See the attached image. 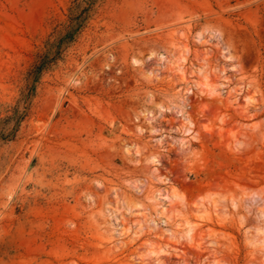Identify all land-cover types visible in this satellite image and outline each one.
I'll return each mask as SVG.
<instances>
[{
  "label": "rangeland",
  "instance_id": "1",
  "mask_svg": "<svg viewBox=\"0 0 264 264\" xmlns=\"http://www.w3.org/2000/svg\"><path fill=\"white\" fill-rule=\"evenodd\" d=\"M72 0H0V112ZM0 264H264V0H99L0 139Z\"/></svg>",
  "mask_w": 264,
  "mask_h": 264
},
{
  "label": "trees",
  "instance_id": "2",
  "mask_svg": "<svg viewBox=\"0 0 264 264\" xmlns=\"http://www.w3.org/2000/svg\"><path fill=\"white\" fill-rule=\"evenodd\" d=\"M98 1L72 0L65 21L54 28L44 46L35 52L16 104L9 106L4 116L0 112L1 140L10 142L18 138L23 122L31 113L43 76L66 60L68 51L79 41L93 19Z\"/></svg>",
  "mask_w": 264,
  "mask_h": 264
}]
</instances>
